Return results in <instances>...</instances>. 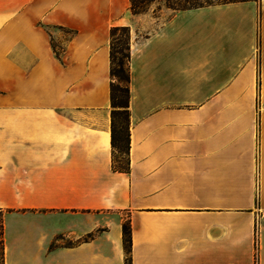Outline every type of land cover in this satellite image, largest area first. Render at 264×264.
<instances>
[{
  "label": "crops",
  "instance_id": "1",
  "mask_svg": "<svg viewBox=\"0 0 264 264\" xmlns=\"http://www.w3.org/2000/svg\"><path fill=\"white\" fill-rule=\"evenodd\" d=\"M129 7L0 0L1 264H264V0ZM116 26L128 172L112 168Z\"/></svg>",
  "mask_w": 264,
  "mask_h": 264
},
{
  "label": "trees",
  "instance_id": "2",
  "mask_svg": "<svg viewBox=\"0 0 264 264\" xmlns=\"http://www.w3.org/2000/svg\"><path fill=\"white\" fill-rule=\"evenodd\" d=\"M136 0H130L132 10ZM245 1V0H225ZM190 3L189 7H184ZM220 3V2H217ZM166 7L172 10H184L198 6L214 4L210 0L204 3L195 0H165ZM130 35L127 26H116L110 29V136L112 147V168L118 171L129 170V56ZM123 243L126 248V262L129 261L130 228L125 221L122 225ZM2 259V239L0 229V261Z\"/></svg>",
  "mask_w": 264,
  "mask_h": 264
},
{
  "label": "rangeland",
  "instance_id": "3",
  "mask_svg": "<svg viewBox=\"0 0 264 264\" xmlns=\"http://www.w3.org/2000/svg\"><path fill=\"white\" fill-rule=\"evenodd\" d=\"M206 0H195V2L204 3ZM213 3L223 2L225 0H210ZM184 7H189L190 3H185ZM130 10V9H129ZM176 10L166 7L165 0H136L133 6V9L130 10L131 15L136 20H142L147 17L157 18L162 15V12L165 13V16ZM129 35H130V27ZM130 40V39H129ZM1 264V261H0Z\"/></svg>",
  "mask_w": 264,
  "mask_h": 264
}]
</instances>
